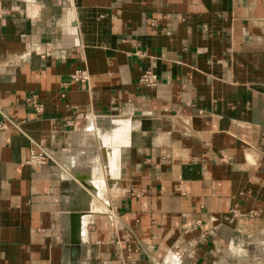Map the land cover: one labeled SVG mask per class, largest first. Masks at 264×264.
I'll return each mask as SVG.
<instances>
[{
    "label": "crops",
    "instance_id": "0c3cea01",
    "mask_svg": "<svg viewBox=\"0 0 264 264\" xmlns=\"http://www.w3.org/2000/svg\"><path fill=\"white\" fill-rule=\"evenodd\" d=\"M0 122V264H264V0H0Z\"/></svg>",
    "mask_w": 264,
    "mask_h": 264
},
{
    "label": "built area",
    "instance_id": "2783aa9c",
    "mask_svg": "<svg viewBox=\"0 0 264 264\" xmlns=\"http://www.w3.org/2000/svg\"><path fill=\"white\" fill-rule=\"evenodd\" d=\"M48 50V46H44L38 50L39 55L43 56ZM70 78L74 80L86 81L87 79V72L85 69H75L70 74ZM138 81L143 83L144 85L150 86L155 83V75L150 70H144L140 73L138 77ZM27 103H29L35 110L40 109V104L36 101V97L34 94L28 95L26 98ZM4 123L0 122V127H3ZM49 155L42 149L39 150H30L29 155L26 159L27 163L30 164H40L44 163L49 159Z\"/></svg>",
    "mask_w": 264,
    "mask_h": 264
},
{
    "label": "bare ground",
    "instance_id": "6f19581e",
    "mask_svg": "<svg viewBox=\"0 0 264 264\" xmlns=\"http://www.w3.org/2000/svg\"><path fill=\"white\" fill-rule=\"evenodd\" d=\"M91 189V192L94 194V195H97V191L95 190V189H92V188H90Z\"/></svg>",
    "mask_w": 264,
    "mask_h": 264
}]
</instances>
